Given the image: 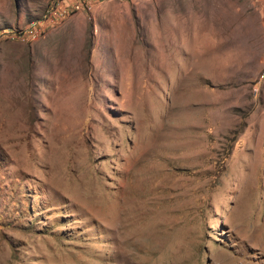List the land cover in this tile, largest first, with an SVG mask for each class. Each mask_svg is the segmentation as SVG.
I'll return each instance as SVG.
<instances>
[{"label":"rangeland","instance_id":"1","mask_svg":"<svg viewBox=\"0 0 264 264\" xmlns=\"http://www.w3.org/2000/svg\"><path fill=\"white\" fill-rule=\"evenodd\" d=\"M0 264H264V0H0Z\"/></svg>","mask_w":264,"mask_h":264}]
</instances>
